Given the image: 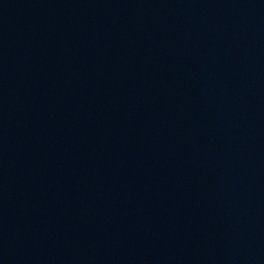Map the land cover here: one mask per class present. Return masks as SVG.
Here are the masks:
<instances>
[{
  "label": "water",
  "instance_id": "water-1",
  "mask_svg": "<svg viewBox=\"0 0 264 264\" xmlns=\"http://www.w3.org/2000/svg\"><path fill=\"white\" fill-rule=\"evenodd\" d=\"M0 264H264V0H0Z\"/></svg>",
  "mask_w": 264,
  "mask_h": 264
}]
</instances>
